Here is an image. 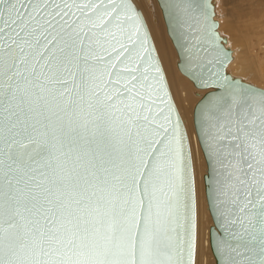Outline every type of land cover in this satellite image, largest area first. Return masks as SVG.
<instances>
[{
  "label": "snow or ice",
  "instance_id": "obj_1",
  "mask_svg": "<svg viewBox=\"0 0 264 264\" xmlns=\"http://www.w3.org/2000/svg\"><path fill=\"white\" fill-rule=\"evenodd\" d=\"M48 3L0 0V264H191L180 126L160 122L130 6L52 0L41 35L64 36L41 46L29 24ZM232 84L203 111L219 247L226 264H264V91Z\"/></svg>",
  "mask_w": 264,
  "mask_h": 264
},
{
  "label": "water",
  "instance_id": "obj_2",
  "mask_svg": "<svg viewBox=\"0 0 264 264\" xmlns=\"http://www.w3.org/2000/svg\"><path fill=\"white\" fill-rule=\"evenodd\" d=\"M63 7L62 0H56ZM161 11L162 19L165 25V31L177 55L176 68L178 72L188 79L196 89L206 90L193 107L192 123L194 132L201 149L206 164V173L203 176L204 194L207 203V209L211 217L212 225L209 227V248L213 257V264H226V255L224 250L219 247L222 236L225 235L224 219L221 215L220 200L217 191L218 168L212 157L210 140L207 135L203 111L212 97L221 95L230 81H235L231 87L237 88L239 85L251 87L257 91L264 89L257 87L240 77H234L228 72V65L232 61V50L227 45V40L218 31V21L215 19L214 0H156ZM27 3V0H25ZM130 6L133 19H125L124 26L130 35L136 30L137 21L139 23V33L136 39L135 49L142 56L140 61L141 69L148 68L146 75L149 77L153 88L156 89V105L163 111L159 119L165 123L164 117L168 116L171 124L179 122V135L184 145V153L187 156V186L181 195L179 213L180 227L177 229L183 239L185 256L187 258L188 245L191 244V264H194L195 256V234H196V210H195V190L194 177L191 161V153L187 133L178 113L177 107L171 95L162 64L154 46L147 23L132 0H125ZM30 7V6H29ZM23 11V8L21 9ZM55 4L49 0L47 7L42 8L35 21H30L29 31L36 29L35 36H39L41 46L47 43V40H59L64 33L60 31L59 25L55 29L48 28V32L41 35L44 28L48 25L44 21L52 20L49 12L55 14ZM79 16V13H77ZM57 20L60 17H56ZM71 22L74 17H65ZM55 24V21H52ZM0 26H3L0 24ZM214 26V27H213ZM7 30V29H6ZM17 31L19 29L17 28ZM24 36V33H21ZM47 37V40L45 39ZM34 41V37H26ZM49 44L51 49L55 44ZM26 50L27 45H25ZM227 53V56L224 54ZM169 107L171 112H169ZM170 130H171V126Z\"/></svg>",
  "mask_w": 264,
  "mask_h": 264
},
{
  "label": "bare ground",
  "instance_id": "obj_3",
  "mask_svg": "<svg viewBox=\"0 0 264 264\" xmlns=\"http://www.w3.org/2000/svg\"><path fill=\"white\" fill-rule=\"evenodd\" d=\"M132 1L146 19L171 95L188 137L196 210L194 264H213L209 248V227L212 221L210 222L211 217L207 209L203 185L206 164L192 123L193 107L206 90L191 86L193 84L178 72L177 55L166 35L162 15H158L159 19L155 20L154 11L150 8L152 13L149 9L151 1L156 0ZM218 2L229 6L223 18L218 14L215 16L219 24L218 31L226 38L227 45L232 50L233 58L228 65V72L255 86H264V0H214L215 13L218 10ZM156 3L154 2L155 13L157 12Z\"/></svg>",
  "mask_w": 264,
  "mask_h": 264
},
{
  "label": "rangeland",
  "instance_id": "obj_4",
  "mask_svg": "<svg viewBox=\"0 0 264 264\" xmlns=\"http://www.w3.org/2000/svg\"><path fill=\"white\" fill-rule=\"evenodd\" d=\"M155 3H156V1H154ZM154 2L153 1H151V3H150V7H149V9L151 8L152 9V11H154V13L151 11V9H150V12H152L153 13V15H154V19L155 20H158L159 18H158V15L160 16L161 15V13H160V10L158 9V6H157V3H156V9H157V12L155 13V6H154ZM149 6V5H148ZM229 6H227V5H225V4H223V3H220V2H218V4H217V8H218V10L216 11L217 13L216 14H218V15H220V17H224L225 16V14L227 13V11H228V8ZM228 8V9H227ZM227 9V10H226ZM157 14V15H156ZM224 15V16H223ZM160 19H161V17H160ZM215 19H216V17H215ZM146 20V19H145ZM223 36V35H222ZM224 37V36H223ZM191 86H193V85H191ZM257 87H260V88H262V89H264V86L262 85V86H257ZM193 89H195L194 87H192ZM199 91V90H198ZM178 109V108H177ZM210 222H211V220H210ZM196 247V246H195ZM196 249V248H195ZM195 253H196V250H195ZM206 256H208V254L206 253ZM213 261V260H212ZM194 263H195V261H194Z\"/></svg>",
  "mask_w": 264,
  "mask_h": 264
}]
</instances>
